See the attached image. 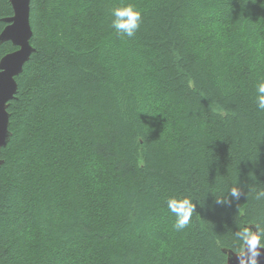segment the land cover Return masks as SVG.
<instances>
[{
    "label": "trees",
    "instance_id": "16d2710c",
    "mask_svg": "<svg viewBox=\"0 0 264 264\" xmlns=\"http://www.w3.org/2000/svg\"><path fill=\"white\" fill-rule=\"evenodd\" d=\"M128 4L132 38L111 27ZM12 16L0 0V35ZM30 23L0 155V264L242 253L236 233L264 228V0H31ZM17 49L2 43L0 61ZM172 197L195 205L179 232Z\"/></svg>",
    "mask_w": 264,
    "mask_h": 264
},
{
    "label": "water",
    "instance_id": "95a60500",
    "mask_svg": "<svg viewBox=\"0 0 264 264\" xmlns=\"http://www.w3.org/2000/svg\"><path fill=\"white\" fill-rule=\"evenodd\" d=\"M10 2L14 9V16L3 20L7 27L0 35V45L4 42H12L18 49L7 54L0 61V154L2 149L8 146L12 135L9 130L10 114L8 108L18 94L16 79L23 73L25 65L36 51L31 45L33 37L30 23L31 0H10ZM3 163L0 160V167ZM253 231H255L254 228ZM225 253L228 255L227 264L247 262L251 255L246 247L242 253L232 251H225ZM261 253L258 261L259 264H264V250H261Z\"/></svg>",
    "mask_w": 264,
    "mask_h": 264
},
{
    "label": "clouds",
    "instance_id": "9594fccd",
    "mask_svg": "<svg viewBox=\"0 0 264 264\" xmlns=\"http://www.w3.org/2000/svg\"><path fill=\"white\" fill-rule=\"evenodd\" d=\"M113 17L111 27L121 36L132 38L139 30L142 24V13L132 4L122 7H116L111 11ZM255 103L259 111H264V77L257 80L255 86ZM241 192L237 188L231 190L230 196L239 199ZM258 198H264V190L258 193ZM218 203H226L227 199L217 200ZM168 210L175 215L176 221L174 229L176 231L184 230L195 211V205L189 198L178 199L169 198L167 201ZM253 228L255 231H253ZM236 236L243 242L249 253H251L247 262L241 261V264H259L258 258L261 256V250H264V228L254 225L252 228H244L236 233Z\"/></svg>",
    "mask_w": 264,
    "mask_h": 264
},
{
    "label": "bare ground",
    "instance_id": "6f19581e",
    "mask_svg": "<svg viewBox=\"0 0 264 264\" xmlns=\"http://www.w3.org/2000/svg\"><path fill=\"white\" fill-rule=\"evenodd\" d=\"M4 22V21H3ZM5 23V22H4ZM33 30V29H32ZM32 41V40H31ZM6 43V42H5ZM18 78V77H17ZM4 149V148H3ZM2 153V152H1ZM1 155V154H0Z\"/></svg>",
    "mask_w": 264,
    "mask_h": 264
}]
</instances>
